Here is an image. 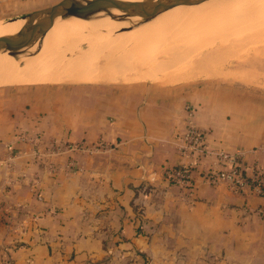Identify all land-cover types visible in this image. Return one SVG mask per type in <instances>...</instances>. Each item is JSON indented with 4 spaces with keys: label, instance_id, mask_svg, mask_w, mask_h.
Segmentation results:
<instances>
[{
    "label": "crops",
    "instance_id": "obj_1",
    "mask_svg": "<svg viewBox=\"0 0 264 264\" xmlns=\"http://www.w3.org/2000/svg\"><path fill=\"white\" fill-rule=\"evenodd\" d=\"M53 1L0 0V22ZM249 101L151 81L0 86V264H264V195L209 184L215 156L182 149L191 104L208 150L264 167ZM181 165L191 189L165 176Z\"/></svg>",
    "mask_w": 264,
    "mask_h": 264
},
{
    "label": "rangeland",
    "instance_id": "obj_2",
    "mask_svg": "<svg viewBox=\"0 0 264 264\" xmlns=\"http://www.w3.org/2000/svg\"><path fill=\"white\" fill-rule=\"evenodd\" d=\"M206 1L210 2L212 0ZM34 2H36L35 7L38 8L46 4H52L54 1L34 0ZM200 4L203 3L196 4V6ZM256 12L263 13V15L259 16ZM162 14L159 16H162ZM106 18L108 19L102 18L92 21L99 22L100 20L106 22L102 25L95 26L92 35L85 33L83 36H78V40L70 37L63 39L62 44L58 47V53H64L65 56L62 63L59 64L58 73L61 72V69H64L63 64L67 60L82 58L88 52L95 50L98 45H102L104 46L102 49L107 54L109 51V55L107 56L108 58L104 56L106 60L101 56L95 62L98 64H96L98 67L96 73L101 76V79L96 82L112 83L137 80L162 84H193L208 90L212 89L215 93L224 94L226 99L229 97H244L250 99L249 102L252 108H256L255 106L257 104L264 105V0L263 4H259L246 11H234L233 13L230 12L229 15H217L211 19H202L200 22L193 21L192 24L184 25V28H187L186 30L179 31L170 25L167 31L161 36L160 48L153 51L154 55L151 58H145V53L149 52L148 50H152L154 42L160 36L151 39L148 48L142 52L143 59L138 62H128L126 65L129 66H125L126 69L123 68L124 72L120 70L121 67L117 70L120 73L115 72L117 73L116 75L113 73L114 71L111 72L110 70L111 73L108 72L110 64L116 62L113 60H117L123 56H129L135 49L131 45H128L116 50V44L114 42L107 45L108 39L115 37L113 36L114 34L116 36H122L123 33L131 31L136 26L133 27L134 25L130 22V19L122 22V19L114 18V20L111 17ZM132 19L135 20L134 18ZM10 20H3L0 24ZM69 20L71 19L60 18L56 23L61 21L67 22ZM104 36H106L107 40L103 41L102 38H105ZM49 37L52 36L47 34L44 40ZM87 37L90 38L87 39ZM115 50L116 52H114ZM1 53L4 55L3 52ZM80 63L84 64L85 62ZM105 69L108 71H104ZM126 71H129L130 74L132 73V77H134L126 79L125 81L123 80L124 78L122 79V75H125ZM80 73L83 75L87 71H82L80 67L77 71L68 74L66 78H61V80H58L59 82H54L86 81L73 77L80 75ZM154 73L157 75L156 78H152V74ZM44 82L53 83V80L47 79ZM187 110H194L193 106L188 104ZM261 112L264 114V107L261 109Z\"/></svg>",
    "mask_w": 264,
    "mask_h": 264
},
{
    "label": "bare ground",
    "instance_id": "obj_3",
    "mask_svg": "<svg viewBox=\"0 0 264 264\" xmlns=\"http://www.w3.org/2000/svg\"><path fill=\"white\" fill-rule=\"evenodd\" d=\"M130 1H140V0H130ZM204 2H202L203 4L197 6L196 4L195 6L194 5L177 6L174 9L169 10L168 12L162 14V16H159L149 21L139 22V24L134 29H132L129 32L126 31V33H123L122 36L121 35L116 36L114 34L113 36L115 37L108 39L107 42L108 44L106 43L107 45L114 42L116 44L115 45L116 50L120 47L131 45L132 48L135 49V51H133L129 56H123L121 58H118L117 60H113L116 62H112L110 64L108 69L109 71L106 70L107 69L106 66H104L106 68L104 71L110 72L111 70V72L114 71L113 73L115 72L120 73L117 70H119L121 67L122 68L120 70H123V68L126 69L125 66H127L126 64L128 62L140 61L141 59H143L142 52L148 48L151 39L156 36H160V38L154 42L152 50L151 51L148 50L149 52L145 53L146 55L145 58L148 59L151 58L154 55L153 51L156 49L158 50L160 48L162 41L161 36L167 31V28L170 25H172L174 29H177L179 31L186 30L187 28H184V25L190 23L192 24L193 21L200 22L202 21V19H211L213 16H217V15H223V14L229 15L230 12L233 13L234 11L235 12L242 10L246 11L256 7L259 4H263V0H212L210 2L207 1L206 3ZM256 13L259 16L263 15V13L260 12H256ZM115 14H116L115 19H122V22L128 19H132L133 17L130 16L129 13L127 12H116ZM104 19L107 20L108 18H104ZM23 23H24L23 20H17V21H9L0 24V35L15 33L21 28ZM103 23L106 22L100 20L99 22H92L86 19L74 17L67 22L61 21L54 24L47 33L50 34V36L52 37H49L48 39L46 38L44 41L40 42L38 45H36L35 49L33 48L34 50L29 55L23 56L21 57V59L20 58L16 59L8 55L7 53H4V55H2L1 53L0 54V86L43 83L45 80L47 81V79H51L54 82L61 80V78H66L68 74L77 71L78 68L80 67L82 71H87V73L83 75H81L80 73V75L73 77L81 78L83 80H86L87 82L98 81L99 79H101V76H99V74L96 73L98 67L96 66L97 63L95 62L98 61L101 56H103L104 58V56L107 57L109 55V51L107 54L105 50L102 49L104 46L98 45V47L95 50H93L92 52H88L82 58H79L77 60H72V59L67 60L66 63L63 64L64 69L63 70L61 69L60 73H58L57 71L58 68L60 67L59 64L62 63V61L64 60L65 55L64 53L61 52H59L60 54L58 53L59 50L58 47L60 44H62L61 42L65 37L75 38L76 40H78V36H83L85 33L88 34L90 33V35H92L94 27L97 25H102ZM104 37L105 38H102V40L103 41L107 40L106 36ZM88 38L90 37H87V39ZM116 50L114 52H116ZM104 60L106 59L104 58ZM79 61L85 63L83 64L80 63ZM159 63L161 64V62ZM131 72L133 71L131 70ZM116 74L117 73H115V75ZM136 76H137V72H136ZM133 77H132V73L130 74L129 71H126V74L122 75V79L124 78L123 80L125 81L126 79H130ZM153 77L156 78L157 75L154 73L152 74V78Z\"/></svg>",
    "mask_w": 264,
    "mask_h": 264
},
{
    "label": "water",
    "instance_id": "obj_4",
    "mask_svg": "<svg viewBox=\"0 0 264 264\" xmlns=\"http://www.w3.org/2000/svg\"><path fill=\"white\" fill-rule=\"evenodd\" d=\"M204 1L206 0H60L10 20H23L24 23L15 33L0 35V52L16 59L29 55L60 18L76 17L96 21L106 17L114 19L116 12H127L135 19H130L135 27L139 22L152 20L177 6L195 5Z\"/></svg>",
    "mask_w": 264,
    "mask_h": 264
},
{
    "label": "built area",
    "instance_id": "obj_5",
    "mask_svg": "<svg viewBox=\"0 0 264 264\" xmlns=\"http://www.w3.org/2000/svg\"><path fill=\"white\" fill-rule=\"evenodd\" d=\"M188 123L183 134L182 149L192 157L193 165L197 164L208 154L215 156L212 164L203 171V176L209 184L215 185L222 180L230 183L231 187L237 190L250 189L264 195V167L259 163H252L250 166L242 164L243 154L227 150L210 151L204 143L205 131L198 128L192 120V111H189ZM84 148V146L81 144ZM79 147V146H78ZM192 165H181L165 170L166 178L171 182L180 185L182 188L191 189L195 182ZM264 220V208L259 209Z\"/></svg>",
    "mask_w": 264,
    "mask_h": 264
}]
</instances>
